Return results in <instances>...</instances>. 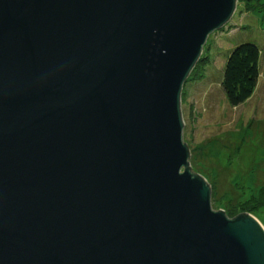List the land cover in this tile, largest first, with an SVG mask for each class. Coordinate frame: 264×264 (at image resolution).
<instances>
[{
    "label": "water",
    "instance_id": "water-1",
    "mask_svg": "<svg viewBox=\"0 0 264 264\" xmlns=\"http://www.w3.org/2000/svg\"><path fill=\"white\" fill-rule=\"evenodd\" d=\"M237 0H0V264H264L215 211L181 92Z\"/></svg>",
    "mask_w": 264,
    "mask_h": 264
},
{
    "label": "rangeland",
    "instance_id": "rangeland-1",
    "mask_svg": "<svg viewBox=\"0 0 264 264\" xmlns=\"http://www.w3.org/2000/svg\"><path fill=\"white\" fill-rule=\"evenodd\" d=\"M242 42L259 47L260 77L253 96L233 107L222 81L229 52ZM180 105L189 166L210 186L213 210L251 214L264 226V206H252L264 201V0H237L231 19L208 37Z\"/></svg>",
    "mask_w": 264,
    "mask_h": 264
},
{
    "label": "trees",
    "instance_id": "trees-1",
    "mask_svg": "<svg viewBox=\"0 0 264 264\" xmlns=\"http://www.w3.org/2000/svg\"><path fill=\"white\" fill-rule=\"evenodd\" d=\"M261 61V51L253 42H242L231 49L224 67L222 86L229 104L238 107L249 100L257 89ZM261 198L264 199V187ZM258 206V212L264 201L254 202L253 208ZM257 214V210L252 209ZM229 216L233 211L227 213Z\"/></svg>",
    "mask_w": 264,
    "mask_h": 264
}]
</instances>
